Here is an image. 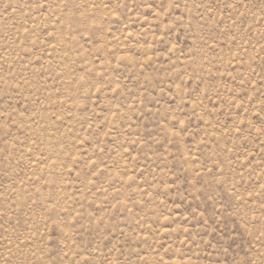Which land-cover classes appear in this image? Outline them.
<instances>
[{"label":"rangeland","instance_id":"obj_1","mask_svg":"<svg viewBox=\"0 0 264 264\" xmlns=\"http://www.w3.org/2000/svg\"><path fill=\"white\" fill-rule=\"evenodd\" d=\"M0 264H264V0H0Z\"/></svg>","mask_w":264,"mask_h":264}]
</instances>
